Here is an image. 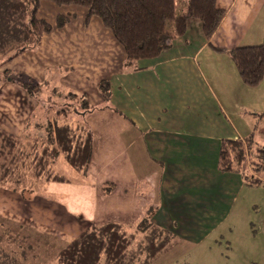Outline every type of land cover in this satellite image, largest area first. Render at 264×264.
Returning a JSON list of instances; mask_svg holds the SVG:
<instances>
[{
    "label": "crops",
    "instance_id": "1",
    "mask_svg": "<svg viewBox=\"0 0 264 264\" xmlns=\"http://www.w3.org/2000/svg\"><path fill=\"white\" fill-rule=\"evenodd\" d=\"M187 2L181 13L186 11ZM216 2L226 14L210 39L205 37L201 21L190 19L185 34L153 59L128 63L122 46L102 23L73 22L70 14H63L67 20L61 27L54 25L37 46L17 56L18 72L56 67L59 61L67 70L68 92L81 91L85 96L87 83L109 85L108 100L103 98L100 85V106L79 113L94 138L87 176L59 156L55 170L68 182H43L61 186L64 213L77 215L81 221L90 213L94 216L87 218L91 222L127 225L148 216L180 237L188 253H195L189 254L186 264L195 259L210 263L211 253L222 241L254 239L251 228L235 227L237 219L246 217L243 192L251 185L240 173L222 172L218 163L223 140L252 139L255 146H264V134L263 142L254 135L264 117V78L258 86H249L237 67L228 63V58L232 60L228 50L263 42L264 0ZM215 62L220 64L218 72ZM78 65L93 69L77 72ZM88 75L94 80L88 81ZM76 85H80L79 90ZM219 95L223 101L232 97L237 105L239 98L255 101L260 108L251 114L245 109L237 112L236 121ZM34 101L17 100V106L15 102L12 106L3 103L22 119L17 127L22 134L38 107ZM34 128L38 131L40 127ZM107 183L111 190L104 196L111 200L103 208L92 192L95 187L104 189ZM71 204L84 205V212L71 211ZM101 210H108V219L100 218Z\"/></svg>",
    "mask_w": 264,
    "mask_h": 264
},
{
    "label": "trees",
    "instance_id": "2",
    "mask_svg": "<svg viewBox=\"0 0 264 264\" xmlns=\"http://www.w3.org/2000/svg\"><path fill=\"white\" fill-rule=\"evenodd\" d=\"M41 1L0 0V58L6 57L2 64L34 48L45 34L52 31L54 25L38 14ZM49 1L57 5L85 7L86 23L93 16L99 17L122 46L128 63L156 58L171 48L175 39L185 34L190 19L200 20L205 37L210 39L226 14L225 10L217 6L216 0H188L186 11L178 15L176 0ZM66 20L67 16L60 14L57 26H62ZM170 21L174 22L173 30L169 29ZM228 52L242 81L249 86H258L264 78V40L261 44L236 47ZM101 87L103 98L108 100V83ZM68 94L78 96L73 92ZM82 98L85 107H90V112L94 107ZM69 110V105L65 104L58 113L63 111L66 114ZM37 126L40 127L38 131L28 126L24 134L18 137L0 124V186H12L24 194L26 191L33 192L34 185L39 181L68 182L65 176L55 170L54 165L59 156H63L82 176H87L94 140L87 120L62 124L49 121ZM243 142L254 145L252 139L222 141L219 169L242 174L248 185H261L264 181V146H257V150L251 147L249 152L253 169L263 176L257 178L247 171ZM110 188L111 185L107 183L105 192H110ZM17 230V244L21 241L22 249L26 248L33 252V257H39L35 253L40 246L38 242L30 240L21 227L17 226ZM4 236L1 235V239ZM176 238L172 231L157 225L148 216L128 225L115 221L91 222L66 245L50 247L51 252L41 264H150Z\"/></svg>",
    "mask_w": 264,
    "mask_h": 264
},
{
    "label": "rangeland",
    "instance_id": "3",
    "mask_svg": "<svg viewBox=\"0 0 264 264\" xmlns=\"http://www.w3.org/2000/svg\"><path fill=\"white\" fill-rule=\"evenodd\" d=\"M186 1L176 0L177 15L184 9ZM86 12V8L80 5H57L52 1L42 0L38 14L40 17H45L56 27H61L57 26V20L59 18L57 13L70 14V21L73 22H81L82 19L86 22ZM90 20L102 23L104 29L110 31L99 17L93 16ZM173 28L174 22L170 21L169 29L173 30ZM5 58H0V124L4 128L12 130L18 137L22 135V131H17V127L22 119L17 117V111L12 113V108L5 107L3 105L4 102H9L10 106H12L11 102H15V106H17V100H35L34 102H38V107L33 111L28 120L30 129L34 128L36 123H41V121L45 122L44 124H47L49 121L62 124L70 123L73 120H80L82 116L79 113L89 110L85 107L82 97L87 99L92 107H97L101 104L97 92L99 91L98 88H100V85L105 82H98L99 85L94 82L85 84L84 89L87 92L85 96H82L84 94L81 91H79L80 93H76L78 95L76 97L68 96L70 92L67 91L66 86L69 83L67 78L64 77L67 70L59 64V61L56 67L37 71L18 72L17 57L9 61L5 60L2 64ZM228 63L236 67L234 61L229 60V58ZM215 67L218 68L217 72L221 69L218 62H215ZM75 68L77 72L81 73H87L93 69L90 67L82 68L80 65ZM203 69L206 68L203 67ZM88 76L90 77L88 81L94 80V76ZM206 76L210 78V75L206 74ZM211 83L216 89L214 81H211ZM74 88L79 90L80 85H76ZM220 99L224 106L229 107L230 114L234 116L236 121H238L237 112L241 113L245 109L247 114H251L254 113L255 108L258 110L260 108L255 101L254 105L248 99L243 101L239 98L238 105L236 103L237 100L233 101L232 97L229 98L230 101H223L221 96ZM65 104L69 105L70 110L66 114L63 111L59 114L58 110L63 109ZM231 107L232 109H230ZM255 130L254 135L257 136L256 140L263 142L264 117ZM243 144L245 146V162L248 173L257 178H263V176H260L261 174L253 169L250 163L251 161L249 160L250 148L252 147V149L257 150L258 147L252 144L249 145L246 142H243ZM39 182L34 185L33 192L26 191L24 194L14 190L12 186L5 185L0 188V264H41L44 258L51 252L50 250L52 249L50 247L60 248L72 241L89 226L88 224L91 221L89 220V222L88 219L94 217L90 213H87V215H83L84 217L81 221L77 215L74 217L67 216L63 211V203L61 201L63 189L61 186L59 185L58 187L43 183L47 181ZM92 193L98 202H101L103 208L110 205L111 198L105 197L108 195L104 189L95 187ZM243 193L245 197L244 213L246 217L244 219H237L235 221V227L244 229L251 228L253 234L262 232V236L252 234L254 239L251 240L236 237L230 243L222 241L215 248V251L211 253L210 263L206 260L199 261L195 259L193 264H264V185L250 186ZM74 198L77 199L76 196ZM70 206L71 211L77 214H81L85 210L82 209L84 206L82 204L81 207L78 206L79 208L74 207L72 204ZM100 218L108 219V210H103ZM17 226L21 227L24 234L29 236L30 240L38 242L40 246L35 250V253H38L39 257H33V252L26 250V248L22 249L20 247L21 241L17 244V238L15 237V233L19 232ZM4 230H7V232L4 233ZM3 234L5 236L1 239V235ZM187 250L188 247L184 246L181 243V238L177 236L175 242L168 246L165 252L150 264L189 263V254L194 255L195 253H188Z\"/></svg>",
    "mask_w": 264,
    "mask_h": 264
}]
</instances>
